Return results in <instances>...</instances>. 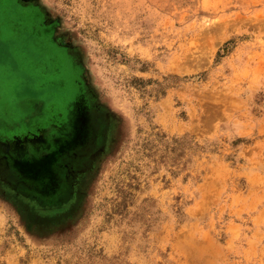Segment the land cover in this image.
I'll return each mask as SVG.
<instances>
[{
    "label": "rangeland",
    "instance_id": "rangeland-1",
    "mask_svg": "<svg viewBox=\"0 0 264 264\" xmlns=\"http://www.w3.org/2000/svg\"><path fill=\"white\" fill-rule=\"evenodd\" d=\"M18 1L76 56L102 141L48 199L0 168V264H264V0ZM23 34L0 19L1 132L59 95Z\"/></svg>",
    "mask_w": 264,
    "mask_h": 264
},
{
    "label": "flooded vegetation",
    "instance_id": "flooded-vegetation-1",
    "mask_svg": "<svg viewBox=\"0 0 264 264\" xmlns=\"http://www.w3.org/2000/svg\"><path fill=\"white\" fill-rule=\"evenodd\" d=\"M8 1L18 6L21 12L18 16L19 23L21 25V22H23L25 28L23 31L14 32L16 34L19 32L24 33L22 36L25 39L24 42L28 53L33 56L37 54L43 70L52 75V79L48 76L49 82L45 83H50L51 87H55L54 91L57 94L59 93L54 104V110H52L54 115L51 114L50 117L47 113V109L51 107V105H48L45 110L47 116L40 123L44 121V126H47L50 121L49 124L53 122L56 124L55 136L53 139L50 138L53 142H61L60 145L75 144L73 150L65 155H62V152L55 153L58 156V161H54L50 180L46 179L45 184L54 193L67 184L66 181L70 171L67 172L65 166L75 167L84 160H91L96 148L102 141V122L96 118L99 111L95 108L93 98L95 96L90 92L88 85H86L82 76L81 66L74 53L65 44H61L56 39L53 23L47 21L40 8L30 1ZM53 117L54 120H52ZM29 130H32V128L0 132L4 134H20ZM40 140L42 142L40 149H42L48 145L49 138L47 133H43ZM53 152L55 151L48 152L44 156H49ZM30 156L31 154L28 157L29 159L37 162V158L33 154L31 158Z\"/></svg>",
    "mask_w": 264,
    "mask_h": 264
},
{
    "label": "water",
    "instance_id": "water-1",
    "mask_svg": "<svg viewBox=\"0 0 264 264\" xmlns=\"http://www.w3.org/2000/svg\"><path fill=\"white\" fill-rule=\"evenodd\" d=\"M50 122L47 123L48 125L45 124L47 126L43 125L44 121L42 123L36 122L32 130L20 134L0 132V168L2 171L11 174L16 180L26 184L32 193L45 199H48L50 195L46 192V190H50V187L45 185L46 179L50 180L54 161H58V156L55 153L62 152V155H65L73 150L75 145L74 143L60 145L61 142H53L56 124L54 122L49 124ZM43 133H47L49 140L48 145L40 149L42 143L40 138ZM52 151L55 152L49 156H44ZM30 154V158L33 154L37 158V162L28 158ZM29 160L31 162L28 163Z\"/></svg>",
    "mask_w": 264,
    "mask_h": 264
},
{
    "label": "trees",
    "instance_id": "trees-1",
    "mask_svg": "<svg viewBox=\"0 0 264 264\" xmlns=\"http://www.w3.org/2000/svg\"><path fill=\"white\" fill-rule=\"evenodd\" d=\"M21 14L18 6L14 5L11 1L8 0H0V19H4L6 22V26L10 27L11 31H23L25 30L23 22L20 21L18 16ZM7 28V27H6ZM27 51V48H26ZM3 71L0 69V97L4 96V90H1L5 86V78Z\"/></svg>",
    "mask_w": 264,
    "mask_h": 264
}]
</instances>
